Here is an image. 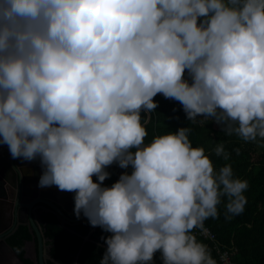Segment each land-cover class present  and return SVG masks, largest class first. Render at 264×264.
I'll use <instances>...</instances> for the list:
<instances>
[{
  "label": "clouds",
  "instance_id": "clouds-1",
  "mask_svg": "<svg viewBox=\"0 0 264 264\" xmlns=\"http://www.w3.org/2000/svg\"><path fill=\"white\" fill-rule=\"evenodd\" d=\"M158 93L189 120L264 138V0H0V144L39 158V186L75 192L77 217L112 233L100 264L157 251L163 264H216L193 229L222 197L232 215L247 203L248 182L215 172L188 128L145 144L140 113ZM113 162L131 172L102 187Z\"/></svg>",
  "mask_w": 264,
  "mask_h": 264
},
{
  "label": "trees",
  "instance_id": "trees-1",
  "mask_svg": "<svg viewBox=\"0 0 264 264\" xmlns=\"http://www.w3.org/2000/svg\"><path fill=\"white\" fill-rule=\"evenodd\" d=\"M184 78L189 79L187 69ZM153 99L158 104L157 108L150 113L142 109L140 113L141 122L148 133L145 144L151 143L157 136L175 133L180 128H188L190 130L188 137L192 146L204 148L205 155L212 161L215 172L218 173L225 165H231L234 178L248 182V188L243 193L247 203L241 214L227 213L228 198L222 197L221 203L217 206L218 216L208 218L204 222L216 234L221 245L237 249L234 256L236 264H264V158L259 163L258 169L253 170L250 167L251 160L246 159L247 153L242 148L233 162L232 147L238 145L235 143L238 138L227 140V137L220 139L214 137L212 117L198 116L195 120H189L179 101L165 98L159 93ZM219 145H223L228 159H225L224 155H216L215 149ZM106 171L109 176L103 181L102 187H111L123 173L131 172V166L125 169L121 168L118 162H113ZM92 179L96 182L95 175ZM74 208L68 213L72 219L78 218ZM39 221L48 246L49 257L46 259V264H100L107 248L105 238L112 233L104 231L99 226L93 227L85 216L76 222H62L51 210L40 213ZM33 235L29 225L20 224L6 238L23 264H34L32 259L26 257L25 251L26 241L31 240ZM196 239L207 246L216 264H221L211 242L201 237ZM149 264H163L160 251L154 253L153 260Z\"/></svg>",
  "mask_w": 264,
  "mask_h": 264
},
{
  "label": "water",
  "instance_id": "water-1",
  "mask_svg": "<svg viewBox=\"0 0 264 264\" xmlns=\"http://www.w3.org/2000/svg\"><path fill=\"white\" fill-rule=\"evenodd\" d=\"M37 159H13L8 146L0 144V246L3 244L14 252L6 241L8 234L20 224L29 225L34 234L33 239L37 241V263L46 264L49 254L46 239L36 221V206L40 204L55 212L62 222H76L84 215L82 213L75 219L68 216L74 208L75 192L61 191L55 185L40 187V180L32 178L35 168L40 164ZM96 183H101L97 176ZM22 196H31L32 199L24 200Z\"/></svg>",
  "mask_w": 264,
  "mask_h": 264
},
{
  "label": "rangeland",
  "instance_id": "rangeland-1",
  "mask_svg": "<svg viewBox=\"0 0 264 264\" xmlns=\"http://www.w3.org/2000/svg\"><path fill=\"white\" fill-rule=\"evenodd\" d=\"M212 124H213V130H212V135L216 137L217 139H220L222 137H227L229 140L230 138L237 137L238 141L235 143H238V145H234L232 147L233 151V162L236 160L240 149L243 148V150L246 151V159L251 160V169L257 170L259 167V163L262 161L264 158V138H261L257 136L256 140L254 141H245L242 137L237 135L236 133H232L229 135L225 130H224V125H218L215 122V119L212 117ZM31 257L36 261V251H35V245L31 248Z\"/></svg>",
  "mask_w": 264,
  "mask_h": 264
},
{
  "label": "crops",
  "instance_id": "crops-1",
  "mask_svg": "<svg viewBox=\"0 0 264 264\" xmlns=\"http://www.w3.org/2000/svg\"><path fill=\"white\" fill-rule=\"evenodd\" d=\"M39 160V158L37 159ZM40 161V160H39ZM108 169V166L105 167V171ZM43 167L41 165V163L37 166V168H35L33 174H32V178L34 177L36 180H40V177L43 173ZM66 192V191H65ZM22 199L24 200H28L30 201L32 199L31 196H22ZM14 201V200H13ZM36 211H38V213L35 215L36 216V221L40 226V221H39V215L42 212H46L49 211L48 208L44 207V206H40V204H38L36 206ZM26 215H24L23 217H25ZM33 239V237H32ZM28 240L25 244V251H26V257L32 259L34 261V259L31 257V248L35 245V251L37 252V241L36 239L33 240ZM46 243V242H45ZM46 248L48 250V246L46 245ZM36 257V254H35ZM0 264H23L21 259L14 253L12 252L10 249H8L7 246L5 245H1L0 246ZM34 264H38L37 263V259L36 261H34Z\"/></svg>",
  "mask_w": 264,
  "mask_h": 264
},
{
  "label": "built area",
  "instance_id": "built-area-1",
  "mask_svg": "<svg viewBox=\"0 0 264 264\" xmlns=\"http://www.w3.org/2000/svg\"><path fill=\"white\" fill-rule=\"evenodd\" d=\"M191 234L211 242L212 248L221 264H236L234 256L237 252V249L221 245V243L217 240L216 234L207 224H205V222L203 230L200 228H195Z\"/></svg>",
  "mask_w": 264,
  "mask_h": 264
},
{
  "label": "flooded vegetation",
  "instance_id": "flooded-vegetation-1",
  "mask_svg": "<svg viewBox=\"0 0 264 264\" xmlns=\"http://www.w3.org/2000/svg\"><path fill=\"white\" fill-rule=\"evenodd\" d=\"M14 230H15V229H14ZM10 233H11V232H10ZM10 233H9V234H10ZM9 234H8V235H9Z\"/></svg>",
  "mask_w": 264,
  "mask_h": 264
}]
</instances>
